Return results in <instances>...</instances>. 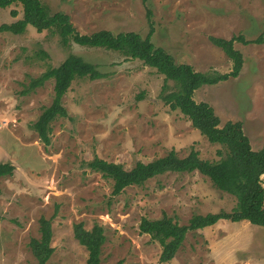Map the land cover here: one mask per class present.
<instances>
[{
  "label": "rangeland",
  "instance_id": "rangeland-1",
  "mask_svg": "<svg viewBox=\"0 0 264 264\" xmlns=\"http://www.w3.org/2000/svg\"><path fill=\"white\" fill-rule=\"evenodd\" d=\"M51 14L70 16L83 35L107 30L151 37L178 64L201 73L228 74L234 62L211 38L236 40L244 59L238 77L194 94L214 108L222 126L240 122L252 149L264 148V0H40ZM17 11L18 17L11 13ZM24 8H0V27L23 19ZM71 54L98 66L97 80H76L63 99L67 118L52 124L51 146L33 128L54 98V80L29 91L33 80ZM46 55V56H45ZM165 76L118 52L65 47L51 31L29 26L22 35L0 34V163L15 166L0 180V264H37L30 243L40 239V219L52 221L49 264H86L87 250L74 224L105 229L102 264H264V227L220 221L189 232L176 257L160 262L162 246L142 235V218L167 215L188 225L194 215L231 213L236 197L198 173H168L113 195V181L87 163L99 157L130 170L170 151L185 158L195 150L219 162L221 145L211 144L180 110L162 99ZM172 91L176 84L168 82ZM264 187V178H263Z\"/></svg>",
  "mask_w": 264,
  "mask_h": 264
},
{
  "label": "trees",
  "instance_id": "trees-1",
  "mask_svg": "<svg viewBox=\"0 0 264 264\" xmlns=\"http://www.w3.org/2000/svg\"><path fill=\"white\" fill-rule=\"evenodd\" d=\"M14 4L24 8L23 19L13 24L0 27L1 33L22 35L27 27H34L39 33L51 31L58 35L63 46L73 45L86 48L105 49L118 52L126 59L140 60L146 66L154 68L165 76L162 99L171 110H180L192 123L193 128L214 145H221L225 152L218 151L221 161L210 162L200 158L199 152L193 150L189 156L181 158L176 151H170L165 157L149 163L138 162L135 167L126 170L123 165L110 163L99 157L94 158L87 166L93 172L113 181V195H121L126 188L141 186L147 181L168 173H195L208 177L216 188L237 199V207L231 213L194 215L188 225H179L173 218L164 215L159 220L142 218L139 231L149 235L153 241L162 246L160 262L170 263L182 247L189 232L203 230L215 226L220 221L233 223L248 222L254 226L264 227V148L254 151L240 122H227L222 126L221 119L213 107L206 102H196L194 94L204 86H215L239 76L244 59L234 48V42H244L243 37L232 40L211 38V42L234 62L233 71L228 74L201 73L187 64H178L175 58L164 48L157 47L151 37L143 38L135 32L114 34L102 30L91 35L79 33L69 15L64 13L51 14L40 0H0V8L6 9ZM11 15L18 17L17 11ZM264 33L256 43H263ZM46 56V55H45ZM98 66L86 61L83 57L71 54L58 67H50L39 78L30 84V91L43 87L54 80V98L51 106L45 108L34 123L33 128L45 147L51 146L52 124L58 118H67L68 111L63 99L70 91L73 83L79 79L97 80L103 78ZM176 84L177 90L172 91L168 82ZM15 166L11 163H0V180L12 177ZM2 189L0 186V196ZM1 221V217H0ZM40 239L30 243L31 251L37 264H49L55 250L52 247V221L40 219ZM74 237L88 252L86 264H102V248L106 242L105 229L96 223L87 230L83 222L74 224Z\"/></svg>",
  "mask_w": 264,
  "mask_h": 264
}]
</instances>
